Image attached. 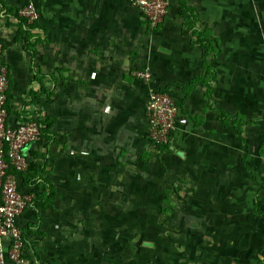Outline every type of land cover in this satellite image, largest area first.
Masks as SVG:
<instances>
[{
  "label": "crops",
  "instance_id": "1",
  "mask_svg": "<svg viewBox=\"0 0 264 264\" xmlns=\"http://www.w3.org/2000/svg\"><path fill=\"white\" fill-rule=\"evenodd\" d=\"M170 1L152 29L129 0H34L31 53L18 35L26 0H0L8 121L43 117L18 173L22 190L44 185L17 217L38 264H106L90 236L135 216L158 171L163 186L175 174L196 234L211 232L203 220H222L231 247L264 264V0ZM150 89L180 107L162 149L150 141Z\"/></svg>",
  "mask_w": 264,
  "mask_h": 264
},
{
  "label": "rangeland",
  "instance_id": "2",
  "mask_svg": "<svg viewBox=\"0 0 264 264\" xmlns=\"http://www.w3.org/2000/svg\"><path fill=\"white\" fill-rule=\"evenodd\" d=\"M172 174L163 186L157 172L155 188L149 198L140 199L135 216L117 219L121 214L105 220L102 234L90 236L91 242L104 250L105 263L262 264L258 252L244 250L243 245L231 247L220 229L222 220H203L207 228L212 227L211 232L196 234L192 204L183 203L184 190Z\"/></svg>",
  "mask_w": 264,
  "mask_h": 264
},
{
  "label": "built area",
  "instance_id": "3",
  "mask_svg": "<svg viewBox=\"0 0 264 264\" xmlns=\"http://www.w3.org/2000/svg\"><path fill=\"white\" fill-rule=\"evenodd\" d=\"M149 20L152 29L157 28L169 12L170 0H129ZM19 15L30 23L39 17L34 0H26L19 8ZM4 43L0 40V55ZM166 54V52H164ZM131 74L143 80L151 77L149 69L134 68ZM8 67L0 62V264L5 263L4 237L9 238L7 253L13 264H38L25 253V235L17 217L33 200V189L22 190L19 183L20 171L29 166L24 148L42 136L44 124L41 115L12 124L8 121ZM180 107L172 94L165 90L150 89L145 104L150 141L155 149L172 143V133L177 127ZM264 160V156L262 157Z\"/></svg>",
  "mask_w": 264,
  "mask_h": 264
},
{
  "label": "trees",
  "instance_id": "4",
  "mask_svg": "<svg viewBox=\"0 0 264 264\" xmlns=\"http://www.w3.org/2000/svg\"><path fill=\"white\" fill-rule=\"evenodd\" d=\"M20 18H21V24H18V33H19L18 35L19 37H23L25 39L26 47L31 53H33L34 52V48H33L34 47V41H33L34 34L30 30L34 28L35 26L34 24L36 23V21L33 23H30L26 17L21 16V15H20ZM24 25H26V27H24ZM164 147L166 146L161 144L159 146V149H162ZM30 165L31 163H29L28 168L30 167ZM43 187L44 185H39L38 183L34 185L35 196H38L40 193H42Z\"/></svg>",
  "mask_w": 264,
  "mask_h": 264
},
{
  "label": "bare ground",
  "instance_id": "5",
  "mask_svg": "<svg viewBox=\"0 0 264 264\" xmlns=\"http://www.w3.org/2000/svg\"><path fill=\"white\" fill-rule=\"evenodd\" d=\"M43 134V133H42Z\"/></svg>",
  "mask_w": 264,
  "mask_h": 264
}]
</instances>
